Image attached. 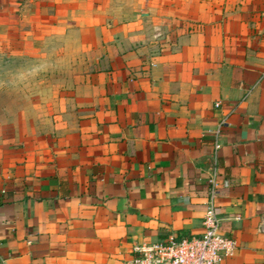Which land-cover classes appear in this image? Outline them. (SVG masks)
<instances>
[{
	"label": "crops",
	"instance_id": "crops-1",
	"mask_svg": "<svg viewBox=\"0 0 264 264\" xmlns=\"http://www.w3.org/2000/svg\"><path fill=\"white\" fill-rule=\"evenodd\" d=\"M24 57L38 94L29 129L0 130V264L200 237L225 118L219 264H264V0H0V58Z\"/></svg>",
	"mask_w": 264,
	"mask_h": 264
},
{
	"label": "built area",
	"instance_id": "built-area-1",
	"mask_svg": "<svg viewBox=\"0 0 264 264\" xmlns=\"http://www.w3.org/2000/svg\"><path fill=\"white\" fill-rule=\"evenodd\" d=\"M262 75L264 76V72ZM215 106L218 107L219 104ZM226 126L225 118L220 121L213 133L215 137L213 150L215 166L207 180L209 195L203 216L202 235L190 238L171 236L164 240L135 246L132 255L122 264H219L224 258L234 254L236 243L219 233L220 218L216 206L219 189L217 153L221 148L218 138Z\"/></svg>",
	"mask_w": 264,
	"mask_h": 264
},
{
	"label": "rangeland",
	"instance_id": "rangeland-1",
	"mask_svg": "<svg viewBox=\"0 0 264 264\" xmlns=\"http://www.w3.org/2000/svg\"><path fill=\"white\" fill-rule=\"evenodd\" d=\"M34 65L29 57L0 58V130L8 136L15 134L21 126L27 129L31 126L33 110L29 101L38 94L35 85L39 83ZM21 114L29 122H19Z\"/></svg>",
	"mask_w": 264,
	"mask_h": 264
}]
</instances>
